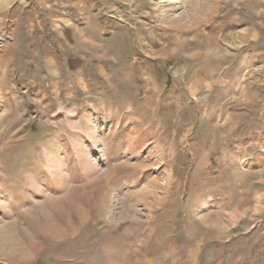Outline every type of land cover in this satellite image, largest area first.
Masks as SVG:
<instances>
[{
  "label": "rangeland",
  "instance_id": "obj_1",
  "mask_svg": "<svg viewBox=\"0 0 264 264\" xmlns=\"http://www.w3.org/2000/svg\"><path fill=\"white\" fill-rule=\"evenodd\" d=\"M0 264H264V0H0Z\"/></svg>",
  "mask_w": 264,
  "mask_h": 264
},
{
  "label": "bare ground",
  "instance_id": "obj_2",
  "mask_svg": "<svg viewBox=\"0 0 264 264\" xmlns=\"http://www.w3.org/2000/svg\"><path fill=\"white\" fill-rule=\"evenodd\" d=\"M1 38H2V37H1ZM135 255H137V254H135ZM135 255H134V256H135ZM138 256H139V254H138Z\"/></svg>",
  "mask_w": 264,
  "mask_h": 264
}]
</instances>
